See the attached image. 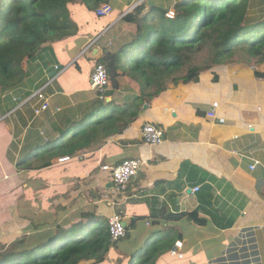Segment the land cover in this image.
Here are the masks:
<instances>
[{
  "label": "crops",
  "instance_id": "0c3cea01",
  "mask_svg": "<svg viewBox=\"0 0 264 264\" xmlns=\"http://www.w3.org/2000/svg\"><path fill=\"white\" fill-rule=\"evenodd\" d=\"M178 1L109 0L104 17L69 3L76 34L25 62L18 87L0 90V256L35 227L68 228L86 211L123 219L126 235L105 264L154 245V264H264V80L252 67L231 65L216 82L203 75L196 84H168L138 119L116 122L111 136L70 156L49 151L97 98L123 107L140 94L122 75L98 96L93 68L134 35V24L122 18L135 7L146 5L142 18L151 7L173 11ZM145 124L162 129V144H144ZM125 160L140 161L142 170L120 191L103 168ZM176 242L182 258L165 249Z\"/></svg>",
  "mask_w": 264,
  "mask_h": 264
},
{
  "label": "trees",
  "instance_id": "16d2710c",
  "mask_svg": "<svg viewBox=\"0 0 264 264\" xmlns=\"http://www.w3.org/2000/svg\"><path fill=\"white\" fill-rule=\"evenodd\" d=\"M108 2L0 0V90L18 87L25 78V62L35 60L42 49L49 50L50 44L76 34L69 3L95 11ZM145 7L142 2L122 18L135 26L131 39L114 52L105 51L98 61L112 87L120 76L128 75L139 84L140 94L123 107L97 98L83 119L64 131L60 145L49 151L58 149L70 156L111 136L116 122L138 119L143 106L168 84H196L203 75H211L216 82L231 65L252 67L255 78L264 80V9L258 19H250V0H180L172 19L163 7H151L140 18ZM68 224V228L55 224L52 231L35 227L0 256V264H105L112 246L108 219L85 211ZM156 249L154 245L140 254H124L123 262L117 264H154Z\"/></svg>",
  "mask_w": 264,
  "mask_h": 264
},
{
  "label": "built area",
  "instance_id": "2783aa9c",
  "mask_svg": "<svg viewBox=\"0 0 264 264\" xmlns=\"http://www.w3.org/2000/svg\"><path fill=\"white\" fill-rule=\"evenodd\" d=\"M111 12L112 8L109 5L105 4L97 8L94 11V14L97 17H104L108 16ZM166 17L168 19H172L174 17V12L168 11L166 13ZM90 85L93 90L100 92L104 91L105 88L109 85L105 67L100 63H96L93 68V71L90 76ZM217 106V103H214L212 105L210 112L207 113V116L209 118L214 117V110L217 108ZM47 107V103H44L39 109L35 110V113L38 115L41 112L45 111ZM140 135L144 144L149 146L160 145L163 143L164 140V133L162 129L152 124H145L140 130ZM254 167L255 164H252L249 166V169L253 170ZM103 170L108 173L112 182L115 184L118 190L125 191L129 183L138 177L140 171L142 170V163L138 160H125L113 168L104 167ZM108 231L112 243L111 248L116 249V244L119 242L120 239H122L126 235V228L123 219L120 215L113 214L108 219ZM181 247V242H176L170 250L171 255H174L178 258H182V254L179 253Z\"/></svg>",
  "mask_w": 264,
  "mask_h": 264
},
{
  "label": "rangeland",
  "instance_id": "374dc122",
  "mask_svg": "<svg viewBox=\"0 0 264 264\" xmlns=\"http://www.w3.org/2000/svg\"><path fill=\"white\" fill-rule=\"evenodd\" d=\"M263 2L264 0H250V11H249L250 19H258L262 15V9H264ZM160 7H163V6L160 5ZM23 236H26V235H21L18 238H21Z\"/></svg>",
  "mask_w": 264,
  "mask_h": 264
}]
</instances>
